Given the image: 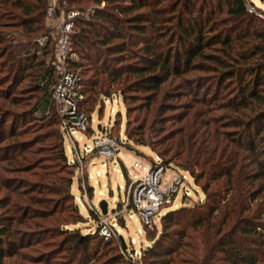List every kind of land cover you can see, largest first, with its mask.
Returning a JSON list of instances; mask_svg holds the SVG:
<instances>
[{"label": "trees", "instance_id": "obj_1", "mask_svg": "<svg viewBox=\"0 0 264 264\" xmlns=\"http://www.w3.org/2000/svg\"><path fill=\"white\" fill-rule=\"evenodd\" d=\"M65 1L89 11L74 22L68 61L81 78L87 134L100 102L122 98L127 149L143 156L134 144L151 147L203 194L162 207L161 230L145 226L151 244L138 264H264V20L249 12L253 2ZM48 5L0 0V107H21L0 118V264L24 254L30 264H133L135 249L92 230L97 212L85 215L72 190L76 170L53 98L54 47L34 42L49 31ZM144 6L155 32L144 56L109 67L106 55L125 49L116 43L124 23L144 31L139 15L128 17Z\"/></svg>", "mask_w": 264, "mask_h": 264}, {"label": "built area", "instance_id": "obj_2", "mask_svg": "<svg viewBox=\"0 0 264 264\" xmlns=\"http://www.w3.org/2000/svg\"><path fill=\"white\" fill-rule=\"evenodd\" d=\"M249 10L253 11L250 6ZM86 13L77 8H68V2L65 0H49L46 12L49 31L40 33L34 41L39 48H45L50 43L53 44L52 65L57 76L53 93L54 103L62 119V129L69 142V151L72 153V156H69V163L75 166L77 172L78 170L81 171V176H84L85 160L93 155H102L108 161L103 163V168L109 169V161L114 158H116L114 160L118 159L120 145L126 139L122 133L119 134L121 136H114L112 126H101V129L95 128L93 133L87 136V138L92 139L91 144L81 145L80 140L83 137L77 135V133L85 135L84 132L90 126V119L85 113L79 111V103L84 98L80 90L81 78L78 72L70 69L68 61L74 57L72 53V37L75 33L74 22L79 16ZM98 130L102 132L101 135H98ZM97 172L101 174L100 171ZM165 173V165L157 159L156 163L142 176L134 178L125 186H121L125 193L124 196L121 190L125 210L130 207L135 209L143 224L148 227H153L156 224L155 218L162 207L173 204L177 194L182 189L183 177L175 176L167 182L164 177ZM184 191L185 194H189L186 190ZM92 209L97 212L99 217L97 225L99 235L105 241L118 240L120 242L121 230L117 225L110 219L108 220V217L102 214L99 207L94 206ZM138 233H142L141 228L138 229ZM131 242L135 243V239H131ZM139 256H141L140 253L135 250L133 264H138V258L135 257Z\"/></svg>", "mask_w": 264, "mask_h": 264}, {"label": "rangeland", "instance_id": "obj_3", "mask_svg": "<svg viewBox=\"0 0 264 264\" xmlns=\"http://www.w3.org/2000/svg\"><path fill=\"white\" fill-rule=\"evenodd\" d=\"M146 0H126L125 2L127 4L133 3H142ZM252 1L253 4L249 5L253 11L249 10L250 13H254L256 16L260 17V19L264 20V0H248ZM92 7V6H91ZM139 15L141 18H139V21L141 22L142 27L144 29L143 32H139L135 27V25L128 26V24L124 23V31L126 33V36L123 39H119L116 41V43L120 46H125V49L122 53L113 54V55H106L108 66L109 67H120L121 64H133L137 62L139 58L144 56V47L146 44H148L153 37V34L155 33L153 31V27L150 25V23L147 21L148 16L150 15V9L147 6L142 7V9H138L135 12L128 15L129 18H134V16ZM143 17V18H142ZM122 20H124V16H120ZM147 18V19H146ZM142 19H146V21L143 23ZM120 46V47H121ZM119 47V48H120ZM3 73L0 71V78ZM26 82L23 81L21 84H19L18 89L25 84ZM16 89V90H18ZM1 101V99H0ZM102 102V101H101ZM98 107L101 109V115H99L98 112H95L93 114V120L91 121V125L95 128L101 129V126H114V131L112 130V134L114 136H121L119 135L122 133V135L125 136V124H126V108L125 104L122 102V98L117 99L114 98L113 100L106 99V102L104 106L102 105L103 102ZM125 105V106H124ZM1 106V105H0ZM21 107L18 106H5L0 107V118L2 116H5V112L7 109H13L17 110ZM103 108V109H102ZM57 109V107H56ZM11 118H7V124L6 127H10ZM18 125L25 124V119L21 121H16ZM114 124V125H113ZM100 126V128H99ZM88 131V130H87ZM87 131L84 132L85 135L82 133H77L78 137H83L82 140H80V144L83 145L85 143H92V139L87 138L89 136L87 134ZM8 134V133H7ZM102 132L98 130V135H101ZM126 138V137H125ZM123 140V139H122ZM126 142V140H125ZM121 143V149L122 155L124 156V148L127 149L126 145L124 143ZM69 142L67 141L66 137V151L69 156H72V153L69 151ZM124 145V146H123ZM134 146L141 151L144 158H139V169H137V173L139 175H143L147 169V166L149 165V159H151L153 156L156 159H159L157 154L151 149L149 146H143V145H137L134 144ZM128 150V149H127ZM133 154H136L135 152H132ZM100 154L93 155L85 160V168H84V176H81V171L78 170L75 171V179L74 184L72 186V190L75 193L76 200L81 208V211L87 215L91 216L90 213L92 211V207H99V204L102 200H106L108 202V211L109 214L106 215L108 217V220L110 219L114 224L117 225V227L121 230V235L124 237L126 244L128 246V250L131 253L132 249L134 248L137 253L139 252L140 255L142 254L143 250L146 247H149L151 244V238L148 237V228L145 227L146 225L143 224L142 220L140 219L138 213L133 208H129L125 210V206H123V195L124 190L120 185H125L127 181V177L125 176V173L123 171L121 162L119 160H113L109 161V169L106 167L103 168V163H107L108 161ZM142 157V156H141ZM146 157V158H145ZM113 161V162H112ZM114 165L115 170L111 167V165ZM100 169V170H99ZM103 169V170H102ZM97 171H100L101 174H98ZM91 177L89 178V176ZM175 176H181L183 177V185L182 189L179 191V193L176 196V200L174 202V207L181 206L183 203V196H186L185 194L186 190L189 194L187 195L190 197L191 202H194L195 200L199 201L200 199H203V194L201 192H196V186L194 184L193 178L187 173L183 171L176 170L172 167L166 168L165 173V180L167 182L171 181ZM79 182L83 184V188H79ZM90 187L92 189L90 190ZM123 195H122V191ZM125 196V195H124ZM125 198V197H124ZM190 201H187V203ZM124 207V208H123ZM115 210L112 212V210ZM124 211V212H122ZM166 212V209L161 210L160 213L156 216V224L158 226L157 231L161 230L160 225V217L161 215ZM125 221L123 222V219ZM93 221V220H92ZM90 222L92 224L91 229L95 230L98 225V221ZM77 226H82V231L86 232L88 229L85 228V223H79ZM155 226V225H154ZM152 227L155 229V227ZM66 228H74V225L72 226H66ZM142 230V233H138V229ZM151 230V229H150ZM131 239H135V243L131 242ZM41 246V244L36 245ZM31 250V249H30ZM26 250L28 256L33 255L34 252ZM25 255V254H24ZM22 258L18 257L17 255H14L10 257L8 260H12L13 264H30L29 257ZM138 258V257H135ZM140 263V262H139ZM34 264H50L46 261H36Z\"/></svg>", "mask_w": 264, "mask_h": 264}, {"label": "crops", "instance_id": "obj_4", "mask_svg": "<svg viewBox=\"0 0 264 264\" xmlns=\"http://www.w3.org/2000/svg\"><path fill=\"white\" fill-rule=\"evenodd\" d=\"M123 150H124V156L122 155V152L119 150V155H118L117 160L121 162L123 171L125 173V176L127 177L126 184H128L134 178L142 176V175L136 174L137 173L136 171L137 169H139V166H140L139 158H144V157L133 154L132 151L127 150L125 148ZM148 160H149V165L147 166V169L145 172H147V170L152 166L151 159L148 158ZM111 167L115 170V167L113 164L111 165ZM125 185H120V186H125Z\"/></svg>", "mask_w": 264, "mask_h": 264}, {"label": "water", "instance_id": "obj_5", "mask_svg": "<svg viewBox=\"0 0 264 264\" xmlns=\"http://www.w3.org/2000/svg\"><path fill=\"white\" fill-rule=\"evenodd\" d=\"M100 128V126H99ZM99 208L102 212L103 215H108L109 214V211H108V202L106 200H102L99 204ZM115 210L113 209L112 212H114ZM120 242L122 244V247L124 250L127 249V244H126V241L124 239V237L121 235L120 236Z\"/></svg>", "mask_w": 264, "mask_h": 264}]
</instances>
